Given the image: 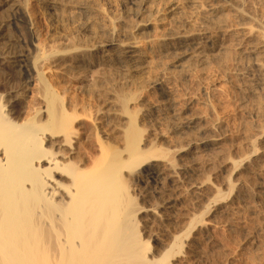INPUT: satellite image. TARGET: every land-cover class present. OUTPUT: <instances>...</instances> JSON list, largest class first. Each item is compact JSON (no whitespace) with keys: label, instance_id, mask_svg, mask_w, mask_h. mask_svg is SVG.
Returning a JSON list of instances; mask_svg holds the SVG:
<instances>
[{"label":"bare ground","instance_id":"6f19581e","mask_svg":"<svg viewBox=\"0 0 264 264\" xmlns=\"http://www.w3.org/2000/svg\"><path fill=\"white\" fill-rule=\"evenodd\" d=\"M26 1L0 0V264H201L238 215L261 222L236 233L259 250L264 0H32L44 36ZM48 73L95 101L93 157L71 161L90 116L60 112ZM225 83L251 119L231 146Z\"/></svg>","mask_w":264,"mask_h":264},{"label":"rangeland","instance_id":"374dc122","mask_svg":"<svg viewBox=\"0 0 264 264\" xmlns=\"http://www.w3.org/2000/svg\"><path fill=\"white\" fill-rule=\"evenodd\" d=\"M29 1V2H28ZM32 1V0H31ZM31 1L30 0H27L26 1V4L28 5V9H29V11L32 9V11H30L32 14H33V12L35 11V14H33V16H35V18H36V20H38L37 22V24H38V27H39V32H40V36H44L45 35V30H46V26H45V21H44V18H43V16H42V14H41V12L39 13V11L37 10V6L34 4V2L33 3H31ZM29 5H30V7H29ZM34 6H35V8H34ZM36 10H37V12H36ZM40 15V16H39ZM39 18H37V17ZM19 18H20V22H22V25H21V27L22 28H20L22 31H21V35L24 37V38H26V39H31V37H32V33H31V31L29 30V28H28V26H27V23H26V19H25V16H24V14H19ZM23 18V19H22ZM44 22V23H43ZM25 24V25H24ZM45 27V28H44ZM43 31V32H42ZM13 32V31H12ZM25 35V36H24ZM27 36V37H26ZM228 57V58H227ZM228 59V60H227ZM225 63H230V56H226L225 57ZM70 75V76H69ZM69 75H61V76H59L57 73H48L47 75H46V81H47V84L49 85L47 88H48V90H49V92H53L56 96H57V94H58V97L60 96V98H58L57 99V103L59 104V110H60V112H64L65 114L67 113V115H73V114H77V113H79V114H88L89 116L91 115V116H93V115H96V111H97V105H96V103H95V101L93 100V98L91 97V96H89V97H87L86 96V94H84V92H83V88H82V86L80 85L81 83L79 82V77H80V75L79 74H76V73H72V76H71V74H69ZM75 75V76H74ZM79 77H78V76ZM59 76V77H58ZM58 77V78H57ZM74 77V78H73ZM14 78V79H13ZM194 79H192V80H194V82H197V81H195L196 80V78L195 77H193ZM12 82H11V81ZM63 80V81H62ZM14 81V82H13ZM20 81H21V78H20V76H16V75H14V76H11L9 79H8V82L6 83L7 85H5V86H9V87H11V88H13V87H16V88H14V89H16V90H21L22 89V85H21V83H20ZM11 82V83H10ZM195 84V83H194ZM222 84V83H221ZM223 84H224V82H223ZM80 85V86H79ZM4 86V87H5ZM13 86V87H12ZM47 86V85H46ZM225 86L226 87H228V88H225ZM195 88H194V90L195 91H199V87L195 84V86H194ZM198 87V88H197ZM225 89H223V91H221V95H220V92H219V94H218V96H220L219 97V99H218V101L220 102V103H223V107H224V110H223V107H220L219 109L220 110H218V112L219 113H223L224 111V113L223 114H221V115H225V116H227L228 114H229V118H228V116L226 117L227 118V121H228V126H229V129H231L230 131L232 132V133H230L229 132V140H228V143L230 142V140H231V142H230V146H231V144L233 145V143L235 142V143H237V142H240V140L239 139H241L240 138V136L238 135L239 133V129L241 128V126L244 124V122H249V120H250V122H251V119H250V117H248V115H247V113L246 112H243V111H240V110H243V109H240L239 110V108H238V102H237V95L234 93V91L233 90H230V87H229V85L227 86V83H225V85L223 86ZM37 88V87H36ZM197 88V89H196ZM227 89H229V91L227 90ZM227 90V91H226ZM34 91V90H33ZM226 91V92H225ZM35 92V91H34ZM30 93V95H31V97H30V95H29V97H30V99L29 98H27L26 100L29 102H27V101H24V102H21V103H19V107H22V106H26L27 107V109H31V106H33V105H31L30 104V102L33 104L34 102H33V99H35V96H36V93ZM57 94H56V93ZM224 92V93H223ZM230 92H231V94H230ZM223 93V94H222ZM230 94V96L234 93V95H232L231 97L229 96V98H228V95ZM33 94H35V95H33ZM60 94V95H59ZM226 94V95H225ZM79 95V96H78ZM82 96V97H81ZM217 96V97H218ZM227 96V97H226ZM236 96V97H235ZM33 97V98H32ZM225 97V98H224ZM90 98V99H89ZM221 98V99H220ZM223 98V99H222ZM232 98V99H231ZM234 98V99H233ZM62 99V100H61ZM230 99V100H229ZM90 100V101H89ZM61 101H63L62 103H61ZM78 101V102H77ZM83 101V102H82ZM85 101V102H84ZM231 101V102H230ZM235 101V102H234ZM87 102H88V104H87ZM91 102V103H90ZM225 102V103H224ZM24 103V104H23ZM28 104V105H26V104ZM74 103V104H73ZM80 103V104H79ZM237 103V104H236ZM78 104V105H77ZM229 104V105H228ZM82 105V106H81ZM234 105V106H233ZM237 107H236V106ZM77 106V107H76ZM222 106V105H221ZM228 106V107H227ZM77 109H76V108ZM207 106H204V107H202L203 108V110H204V112H206V114H205V116H207V113H209V108L207 107ZM229 107H231V108H229ZM206 108V109H205ZM226 108V109H225ZM74 109V110H73ZM82 109V110H81ZM236 109V110H235ZM96 110V111H95ZM205 110H207V111H205ZM221 110L223 111V112H221ZM67 111V112H66ZM74 111V112H73ZM76 111V112H75ZM88 111H90V112H88ZM233 111V112H232ZM68 112H70L69 114H68ZM86 112V113H85ZM238 112V113H237ZM91 113H93V114H91ZM228 113V114H227ZM246 113V114H245ZM91 116L90 117H87V119L88 120H85V121H82L81 122V124L85 127V130H86V133H81L82 131H77L76 133H75V139H77V153L75 154V155H73L72 156V158H71V161H73V163H76L77 161H78V159L80 158V157H84L85 156V158L86 157H88V155H90L88 158H90V157H93L94 155H95V152H96V149H97V146H96V144H95V142H96V139H95V137H93L94 136V133L92 132V127H91V123H90V118H91ZM209 116H211L210 114H208V119H210V117ZM235 116V117H234ZM242 116V117H241ZM246 116H247V118H249V120L247 121L245 118H246ZM211 117H213V116H211ZM243 118H244V121H243ZM242 119V120H241ZM241 120V121H240ZM231 121H232V123H231ZM229 122H230V124H229ZM238 122V123H237ZM249 122V123H250ZM80 125V124H79ZM232 126H233V128H232ZM236 126V127H235ZM231 127V128H230ZM235 128V129H234ZM233 129H234V131H233ZM238 129V132L236 131ZM88 131V132H87ZM92 132V133H91ZM234 132H236V134L234 133ZM78 133V134H77ZM93 134V135H92ZM236 135V136H233V135ZM90 136H92V137H90ZM231 136V137H230ZM92 138V139H91ZM231 138V139H230ZM236 138V139H235ZM235 139V140H234ZM95 141V142H94ZM237 141V142H236ZM228 143H227V145H228ZM234 143V144H235ZM45 145H46V143H44ZM48 146V145H47ZM227 147H229V146H227ZM94 148V149H93ZM88 150V151H87ZM85 151V152H84ZM90 153V154H89ZM201 158V160L203 161L204 159H206L205 158V156L203 157V156H201L200 157ZM73 159V160H72ZM75 159V160H74ZM217 160V159H216ZM216 160H215V163L213 164L214 166H213V168H218V164H216V163H218V161L216 162ZM90 162V161H89ZM217 166H216V165ZM215 171V170H214ZM133 186V185H132ZM132 186H130V187H132ZM132 190H133V188H131V192H132ZM134 191V190H133ZM134 192H132V194H133ZM137 203H140L139 201V199H137ZM239 216V215H238ZM238 216H237V218L236 219H238V220H236V223H235V226H237V227H235L236 228V230H238L237 232H236V230L234 229L233 231H230V233H229V231H227L226 230V228L224 227H221V228H219V229H216L214 232V235H215V237H216V235H217V237H216V239H215V241H213V242H205V243H203V246H202V249H204L203 251L204 252H206V253H208V251H209V253L208 254H206V253H204V255H203V257L201 258L203 261L201 262V264H221L220 262L222 261V262H224V261H226V259L228 260H230V259H232V260H230V262L231 261H233V262H235V263H233V264H263L264 263V256H263V252H264V244L261 242L262 240H263V238H262V240L260 239L259 240V243H260V246H259V250H255V249H252L251 247H248L247 246V250H246V247H240V245H241V243H243V239H242V233L244 234V230H245V228L246 229H248L247 231L248 232H251V233H254V232H256L257 231V228L258 227H260V225H261V222H259V220L257 219V218H251L252 220H250V219H246V217L244 218V216L245 215H243V218H238ZM240 216H242V215H240ZM246 221H245V220ZM254 219H255V221H254ZM244 220V221H243ZM247 220H250V221H247ZM239 222V224L237 225V223ZM242 222H243V225H242ZM245 222V223H244ZM246 222H247V224H246ZM252 222V223H251ZM257 222H259L260 224H258ZM241 223V224H240ZM251 225H249V224ZM256 223V224H255ZM240 225H242V227L240 226ZM247 225H249L248 226V228H247ZM257 225V226H256ZM241 227V228H240ZM243 227H244V229H243ZM257 227V228H256ZM225 229V230H223V229ZM242 229H243V232H242ZM250 229H252L251 231H249ZM254 229V230H253ZM223 230V231H222ZM241 230V231H240ZM220 231V232H219ZM225 231V232H224ZM235 231V232H234ZM239 231H240V237H241V239H240V237H239V234H236V233H239ZM253 231V232H252ZM227 232H228V234H227ZM242 232V233H241ZM217 233V234H216ZM233 233V234H232ZM233 235H235V236H233ZM261 235V234H260ZM233 236V237H232ZM229 238V239H228ZM219 239V240H218ZM231 240V241H230ZM232 242H233V244H235L234 246H233V244H232ZM240 242V243H239ZM212 243H214V244H212ZM227 243V244H226ZM239 243V245H237ZM216 244V245H215ZM218 244V245H217ZM209 245V246H208ZM214 245V246H213ZM222 245V248L220 247ZM219 246V247H218ZM238 248H237V247ZM225 249H224V248ZM215 249L216 251L213 253L212 251V249ZM218 248V249H217ZM220 248V249H219ZM235 248V249H234ZM237 248V249H236ZM242 248V249H241ZM211 249V250H210ZM250 249H252V250H254V252L253 251H251ZM261 249V250H260ZM206 250V251H205ZM218 250H220V251H218ZM223 250V251H222ZM234 250V251H233ZM251 252H250V251ZM222 251V252H221ZM231 251H233L232 253H231ZM256 251V252H255ZM257 251H258V253H257ZM259 251H262V253L261 252H259ZM211 252H212V254H211ZM218 252H219V254H218ZM225 252H227V253H225ZM236 252V253H235ZM221 253H223V255L221 254ZM228 253L230 254V255H228ZM254 253H256V254H254ZM208 256V257H206V255ZM210 254V255H209ZM216 255V256H215ZM225 255L227 256L228 255V257H225ZM233 255H235V256H233ZM238 255V256H237ZM241 255V256H240ZM259 255H261V257H262V259H261V257L259 256ZM204 256H205V258H204ZM224 256V257H223ZM233 256V257H232ZM255 256V257H254ZM212 257V258H211ZM235 257V258H234ZM242 257V258H241ZM251 257V258H250ZM257 257V258H256ZM210 258V259H209ZM219 258V259H218ZM224 258H225V260H224ZM215 259V260H214ZM220 259H222V260H220ZM257 259H258V262H257ZM210 260H212L211 262H210ZM256 260V261H255ZM262 260V261H261ZM204 261H206L205 263H204ZM260 262V263H259Z\"/></svg>","mask_w":264,"mask_h":264}]
</instances>
